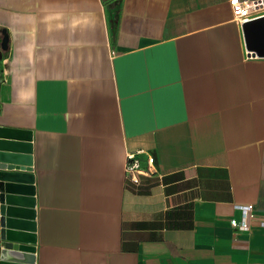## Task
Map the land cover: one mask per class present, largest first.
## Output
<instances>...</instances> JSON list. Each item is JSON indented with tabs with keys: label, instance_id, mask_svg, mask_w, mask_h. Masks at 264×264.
Masks as SVG:
<instances>
[{
	"label": "crops",
	"instance_id": "1",
	"mask_svg": "<svg viewBox=\"0 0 264 264\" xmlns=\"http://www.w3.org/2000/svg\"><path fill=\"white\" fill-rule=\"evenodd\" d=\"M2 31L35 241L0 264H264V35L228 0H0ZM127 153L157 173L133 183Z\"/></svg>",
	"mask_w": 264,
	"mask_h": 264
},
{
	"label": "water",
	"instance_id": "2",
	"mask_svg": "<svg viewBox=\"0 0 264 264\" xmlns=\"http://www.w3.org/2000/svg\"><path fill=\"white\" fill-rule=\"evenodd\" d=\"M242 26L247 43H255L257 32L264 35V16L246 21ZM2 33L0 44L5 48L7 37L4 31ZM30 140L29 131L0 125V256H6L10 249L17 250L21 257L12 259L28 263L33 261L30 245L35 241Z\"/></svg>",
	"mask_w": 264,
	"mask_h": 264
},
{
	"label": "built area",
	"instance_id": "3",
	"mask_svg": "<svg viewBox=\"0 0 264 264\" xmlns=\"http://www.w3.org/2000/svg\"><path fill=\"white\" fill-rule=\"evenodd\" d=\"M234 18L239 24H243L246 21H250L261 16H264V0H228ZM124 172L127 178L133 183H140V176L157 173L153 168V158L150 155L146 156V165H140L139 159L134 156L133 153H127ZM241 212V219H230L231 226L246 227L248 225L247 219L253 216V205L237 204L235 205ZM259 223L264 226V220H260Z\"/></svg>",
	"mask_w": 264,
	"mask_h": 264
},
{
	"label": "bare ground",
	"instance_id": "4",
	"mask_svg": "<svg viewBox=\"0 0 264 264\" xmlns=\"http://www.w3.org/2000/svg\"><path fill=\"white\" fill-rule=\"evenodd\" d=\"M27 255V254H26Z\"/></svg>",
	"mask_w": 264,
	"mask_h": 264
}]
</instances>
